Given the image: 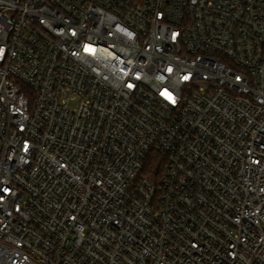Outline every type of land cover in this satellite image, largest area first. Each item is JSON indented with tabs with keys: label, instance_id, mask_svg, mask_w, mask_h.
Wrapping results in <instances>:
<instances>
[{
	"label": "built area",
	"instance_id": "obj_1",
	"mask_svg": "<svg viewBox=\"0 0 264 264\" xmlns=\"http://www.w3.org/2000/svg\"><path fill=\"white\" fill-rule=\"evenodd\" d=\"M0 264H264V0H0Z\"/></svg>",
	"mask_w": 264,
	"mask_h": 264
},
{
	"label": "trees",
	"instance_id": "obj_2",
	"mask_svg": "<svg viewBox=\"0 0 264 264\" xmlns=\"http://www.w3.org/2000/svg\"><path fill=\"white\" fill-rule=\"evenodd\" d=\"M166 163L163 155L152 152L145 162L144 175L155 182L157 186L161 184L162 172Z\"/></svg>",
	"mask_w": 264,
	"mask_h": 264
},
{
	"label": "snow or ice",
	"instance_id": "obj_3",
	"mask_svg": "<svg viewBox=\"0 0 264 264\" xmlns=\"http://www.w3.org/2000/svg\"><path fill=\"white\" fill-rule=\"evenodd\" d=\"M170 99H171V97H170ZM173 102H174V100H173Z\"/></svg>",
	"mask_w": 264,
	"mask_h": 264
}]
</instances>
